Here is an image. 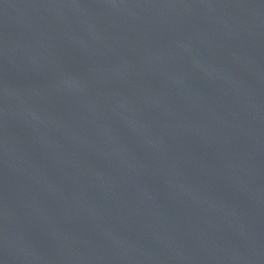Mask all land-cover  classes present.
<instances>
[{
  "label": "water",
  "instance_id": "obj_1",
  "mask_svg": "<svg viewBox=\"0 0 264 264\" xmlns=\"http://www.w3.org/2000/svg\"><path fill=\"white\" fill-rule=\"evenodd\" d=\"M0 264H264V0H0Z\"/></svg>",
  "mask_w": 264,
  "mask_h": 264
}]
</instances>
